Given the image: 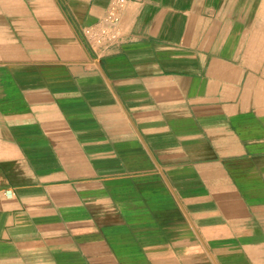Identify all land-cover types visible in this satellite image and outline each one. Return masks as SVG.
Masks as SVG:
<instances>
[{"label": "crops", "instance_id": "crops-1", "mask_svg": "<svg viewBox=\"0 0 264 264\" xmlns=\"http://www.w3.org/2000/svg\"><path fill=\"white\" fill-rule=\"evenodd\" d=\"M0 0V264H264V0Z\"/></svg>", "mask_w": 264, "mask_h": 264}, {"label": "built area", "instance_id": "built-area-1", "mask_svg": "<svg viewBox=\"0 0 264 264\" xmlns=\"http://www.w3.org/2000/svg\"><path fill=\"white\" fill-rule=\"evenodd\" d=\"M126 0H116L114 7L107 12L98 28H87L85 34L95 46L103 44L111 45L117 38L120 11L124 7Z\"/></svg>", "mask_w": 264, "mask_h": 264}]
</instances>
